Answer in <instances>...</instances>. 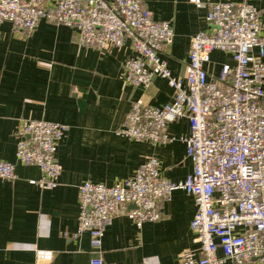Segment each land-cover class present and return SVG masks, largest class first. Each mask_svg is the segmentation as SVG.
Segmentation results:
<instances>
[{"label": "built area", "instance_id": "obj_1", "mask_svg": "<svg viewBox=\"0 0 264 264\" xmlns=\"http://www.w3.org/2000/svg\"><path fill=\"white\" fill-rule=\"evenodd\" d=\"M191 2L204 6L200 0ZM206 20L209 30L191 39L182 79L172 75L162 57L174 43V27L155 19L143 0H0V24L28 35L42 21L66 26L76 31L82 46L104 52L130 43L135 56L124 63L128 82L148 89L158 77L168 81L175 91L173 102L165 107L136 102L119 135L167 144L174 140L169 126L189 121V135L181 141L193 169L185 181L167 180L160 160L149 157L134 177L113 187H80L78 234L90 237L91 264H105L103 239L117 217L126 214L138 228L156 223L160 204L178 190L195 202L191 228L199 245L198 251L184 253L179 264H264V23L261 12L247 2L209 5ZM256 49L258 56L253 55ZM216 51L234 61L218 78L206 69ZM68 131L58 123L23 122L17 158L42 171V179L32 184L58 186L62 167L56 154ZM0 179L16 180V166L0 162ZM37 256V264L54 258L41 251Z\"/></svg>", "mask_w": 264, "mask_h": 264}, {"label": "crops", "instance_id": "obj_2", "mask_svg": "<svg viewBox=\"0 0 264 264\" xmlns=\"http://www.w3.org/2000/svg\"><path fill=\"white\" fill-rule=\"evenodd\" d=\"M143 2L155 19L172 23L174 43L162 57L172 75L182 79L191 39L209 30V5L247 2L261 12L264 23V0H200L204 6L191 0ZM253 55H259L257 49ZM134 56L130 43L106 52L90 49L79 43L76 31L47 21L32 35L0 24V162L13 163L17 174L14 181L0 179V264H37V251L54 255L49 264H91L90 237L78 234L82 185L113 187L134 177L149 157L160 160L162 176L173 183L191 173L181 141L189 135L187 119L169 126L174 140L167 144L140 143L118 134L136 102L165 107L175 95L163 78L148 89L129 83L124 63ZM227 65L234 66L233 57L216 51L206 69L218 78ZM26 120L69 127L56 154L62 175L54 188L32 184L42 179L41 169L17 158V133ZM160 213V221L141 228L126 214L117 217L103 239L104 263L179 264L184 253L198 251L191 228L193 198L175 191L160 204Z\"/></svg>", "mask_w": 264, "mask_h": 264}]
</instances>
